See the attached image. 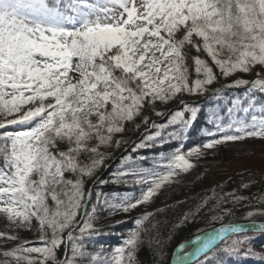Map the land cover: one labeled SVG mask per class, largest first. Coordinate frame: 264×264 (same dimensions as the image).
Returning a JSON list of instances; mask_svg holds the SVG:
<instances>
[{
	"label": "snow or ice",
	"instance_id": "snow-or-ice-1",
	"mask_svg": "<svg viewBox=\"0 0 264 264\" xmlns=\"http://www.w3.org/2000/svg\"><path fill=\"white\" fill-rule=\"evenodd\" d=\"M257 65L255 79L211 90L217 109L205 114L181 99V110L166 123H151L155 131L138 147L163 144L166 136L180 139L198 115H206L215 131L186 154L178 149L148 169L119 173L117 180L130 177L146 191L134 202L105 199L113 214L150 201L192 168L188 157L202 149L264 139V0H0V217L13 230L0 231V264H136L152 213L136 219L120 247L109 253L88 249L99 234L92 222L96 207L92 214L79 210L91 201L83 177L102 164L98 149L146 106L183 94L205 96L218 75L248 73ZM242 86L244 95L224 101V89ZM11 125L26 130H8ZM84 154L90 163L82 161ZM244 199L220 196L208 209L219 213L211 219L223 220L232 214L225 205ZM255 215L264 216V208L247 213ZM37 225L38 242L17 243L16 230ZM256 233L264 235V223L222 224L197 236L190 250L181 245L177 264H225V256L241 253L264 264V253L248 246ZM61 246L63 259L56 255Z\"/></svg>",
	"mask_w": 264,
	"mask_h": 264
},
{
	"label": "trees",
	"instance_id": "trees-1",
	"mask_svg": "<svg viewBox=\"0 0 264 264\" xmlns=\"http://www.w3.org/2000/svg\"><path fill=\"white\" fill-rule=\"evenodd\" d=\"M213 71L219 72L215 67ZM194 78L193 73L190 79ZM255 78L256 75H253L250 79ZM226 84H231L228 78L218 75L217 81L209 86V94L205 96L183 94L167 104L157 102L155 106L148 105L139 117L126 122L120 133H114L110 143L100 146L98 151L104 156L102 164L94 170L91 177H83V189L86 196L91 193V201L86 205V209L82 206L79 210L80 213L87 210L92 214L93 206L96 207L92 222L99 234L88 242L90 251L102 250L109 253L120 247L128 233L136 228V219L144 216L145 213H152V216L144 222L146 230L141 232L136 264H172L180 245L206 231L232 221L264 222L262 215L247 217L249 211L264 208V175L260 171L242 170L247 163L264 157V139L260 138L229 141L210 150L202 149L200 155L188 157L193 164L192 168L180 172L150 201L138 205L128 213L121 211L113 214L111 208L104 204L105 199L110 204H118L124 199L134 202L141 197L143 191H146L145 185L133 183L130 177L127 178V182L124 178L117 180L119 173L148 169L155 162L160 161L161 156H171L178 149L186 154L211 139L208 133L215 131L214 126L207 122L206 115H198L197 121L184 130L180 139H169L166 136L163 144L157 142L148 148L138 147L145 135L155 131L150 127L153 121L157 124L166 123L170 113L181 110V99L190 105L200 107L205 114L217 109L218 105L214 102L215 98L210 97V92L213 88H224ZM224 92L227 93L224 96L226 102L230 96L244 95L245 89L242 86L224 89ZM156 112L164 113V116H157ZM144 117L148 118V124L143 122ZM8 130L22 131L26 128L22 125H11L8 126ZM2 131L4 130H0ZM168 131L172 132L174 128L169 127ZM81 159L85 164L91 162L88 154H84ZM225 177L227 179L223 180ZM68 178L72 179V175L69 174ZM245 185L247 187H244ZM204 187L210 188L204 189ZM97 193L101 194L99 203ZM225 193L242 196L245 199L225 205L232 210V214L225 215L223 220L213 221L212 215L219 213L209 212L208 209ZM205 201L208 203L205 204ZM50 207L55 210L56 206L50 202ZM185 216H188L187 220L184 219ZM83 218L82 215L77 217L78 220ZM33 223L36 224L35 221ZM0 231H13L2 217H0ZM66 232L67 230L65 235ZM15 234L19 236V240L24 239L29 242L39 240L38 225L31 230H16ZM255 237L248 246L257 253H264V235L256 233ZM0 244L3 242L0 241ZM38 246L42 245L38 244ZM187 250L190 249L187 248L185 251ZM56 255L59 259L64 258L63 246L57 250ZM224 262L225 264H260L258 258L245 256L243 253L225 256Z\"/></svg>",
	"mask_w": 264,
	"mask_h": 264
},
{
	"label": "rangeland",
	"instance_id": "rangeland-1",
	"mask_svg": "<svg viewBox=\"0 0 264 264\" xmlns=\"http://www.w3.org/2000/svg\"><path fill=\"white\" fill-rule=\"evenodd\" d=\"M260 71H261V66L257 65L253 71H250L248 73H240V72L233 73L230 77H227V78H228V80L231 83H233L235 79L251 80L250 79L251 76L256 75V73L260 72ZM8 118H12V117H8ZM242 170L244 172L260 171L264 175V157L259 159V160H257V161H253V162L247 163L246 166H244L242 168ZM199 175H201V173ZM225 179H227V178L225 177L223 180H225ZM209 188L210 187H204V189H209ZM194 196H196V195H194ZM23 241H25V240L24 239H20L19 243L23 242Z\"/></svg>",
	"mask_w": 264,
	"mask_h": 264
},
{
	"label": "water",
	"instance_id": "water-1",
	"mask_svg": "<svg viewBox=\"0 0 264 264\" xmlns=\"http://www.w3.org/2000/svg\"><path fill=\"white\" fill-rule=\"evenodd\" d=\"M243 223H248V222H243ZM257 223H264V222H257ZM220 226H221V225H220ZM220 226H218V227H220ZM218 227H216V228H218ZM211 230H212V229H211ZM211 230H209V231H211ZM206 232H208V231H206ZM206 232H204V233H202V234H200V235H203V234H205ZM200 235H198V236H200ZM195 240H196V238H194L193 240L188 241V242H186V243H183L182 245H185V249H187V245H188L190 242H193V241H195ZM185 249H184V250H185ZM180 251H181V247H179L177 253L175 254V256H174V258H173V260H172V264H177V254H178Z\"/></svg>",
	"mask_w": 264,
	"mask_h": 264
}]
</instances>
